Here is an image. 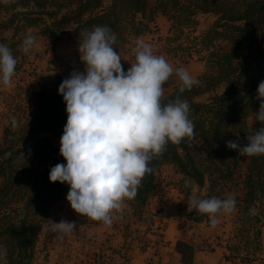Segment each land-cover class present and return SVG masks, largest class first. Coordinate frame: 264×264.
Wrapping results in <instances>:
<instances>
[{"label":"trees","instance_id":"1","mask_svg":"<svg viewBox=\"0 0 264 264\" xmlns=\"http://www.w3.org/2000/svg\"><path fill=\"white\" fill-rule=\"evenodd\" d=\"M0 13L5 15L1 16L0 43L11 49L17 63L24 55L21 46L25 36L20 31L23 24L44 23L43 31L52 45L62 35L74 37L77 43L94 27L107 26L116 36L113 47L118 48L131 38L151 32L157 15L169 21L165 43H175L174 50L204 52L205 69L197 77L200 83L183 93L178 83L162 98L163 104L178 96L187 100L194 135L179 144L169 142L152 159V171L144 176L129 203L134 212L143 211L148 199L157 194V172L164 164L172 165L181 183L190 180L204 186L208 180L207 196L223 179L233 180L237 174L243 186L242 210L248 215V224L239 237L242 249L253 245L261 251L263 222L253 209L257 208L255 201L264 197V155L240 156L226 146V141L236 139L234 133L239 132L240 143L246 144L247 120L259 109L255 97L259 82L264 80V0H0ZM199 13H212L216 20L201 34H192ZM10 30L13 32L8 37ZM129 67L123 65L125 71ZM67 77L58 72L36 75L37 86L29 91L31 108L12 112L3 126L0 264H31L39 223L47 220L64 196L65 183L51 182L48 177L52 166L66 163L59 153L67 121L66 103L57 89ZM218 87L222 90L206 100H197ZM243 161L245 165L239 170ZM175 249L184 264H193L192 245L177 240ZM227 249L231 254H225V260L240 257L237 246L228 244Z\"/></svg>","mask_w":264,"mask_h":264},{"label":"clouds","instance_id":"2","mask_svg":"<svg viewBox=\"0 0 264 264\" xmlns=\"http://www.w3.org/2000/svg\"><path fill=\"white\" fill-rule=\"evenodd\" d=\"M115 42L110 28L96 26L78 43L84 71L73 70L57 89L66 103L67 121L59 141L66 163L52 166L48 177L69 185L66 200L76 214L109 226L112 213L122 210L125 199L137 195L142 179L152 171V159L169 142L179 144L194 135L187 100L178 96L162 103L165 83L174 72L181 82L180 93L200 83L186 68L174 69L164 56L154 54L143 39L135 41V63L125 71ZM35 43L36 37L27 35L21 50L28 53ZM16 64L11 49L0 43V83L4 86H11ZM256 93L259 109L252 112L244 131L246 144L240 143L239 132L234 133L236 139L226 141L240 156L264 155V80ZM255 121L260 128H253ZM190 183L185 181V186ZM235 205L231 194L220 199L193 193L187 211L208 214L215 226L217 214L231 213ZM53 224V230L63 234L76 227V221L65 219Z\"/></svg>","mask_w":264,"mask_h":264},{"label":"rangeland","instance_id":"3","mask_svg":"<svg viewBox=\"0 0 264 264\" xmlns=\"http://www.w3.org/2000/svg\"><path fill=\"white\" fill-rule=\"evenodd\" d=\"M1 16H5L4 13H0V26L3 25ZM196 19L192 34H201L212 25L216 16L212 13H199ZM154 24L155 28L151 32L131 38L123 46L115 49L122 58L121 64L131 66L130 64L135 63L132 49L137 39H143L152 46L154 54L164 56L174 69L184 67L197 78L205 69L202 62L204 52L197 53L193 49L184 48L174 50L175 43H165V36L169 33V21L164 16L157 15ZM43 26L44 23L40 22L33 25L23 24L20 28L25 37L29 34L34 35L36 43L28 53H23V58L18 61L20 67L15 68L11 86L0 83V136L12 112L16 113L21 108H31V102L28 100L29 91L37 86L34 81L36 75L58 72L69 76L73 70L84 71L85 66L78 51L80 41L75 43L74 37L62 35L59 41L52 45L48 34L43 31ZM0 30L3 31L2 27ZM11 32L13 31L10 30L7 34L8 37L12 35ZM182 39L184 40L183 37ZM185 45L183 42V46ZM186 58L187 62H184ZM178 83L181 82L174 72L164 85V96ZM221 90L222 87H218L217 90L207 92L197 100H206L211 94ZM251 117L252 113L247 125ZM260 127V123L255 121L253 128ZM245 162L241 163L239 170H242ZM157 176V194L151 196L143 211L134 212L133 207L131 212L128 211L127 200H124L122 210L113 212V222L110 226L102 221H94L87 216L76 214L66 200L69 185L65 183L64 198L53 208L47 220L39 223L35 254L31 264H182L179 255L174 253L172 246L171 248L168 246L170 244V241L166 240L168 236L173 238L174 242L182 240L195 243L201 255L216 249L217 252H221V248L228 244L237 246L239 258L233 257L231 260L221 258L217 264H264V197L255 201L257 208L253 209V214H258L263 222L261 251H256L253 245L248 249H242L243 245L239 238L244 232L245 224H248V215L242 210L241 177L236 174L233 180L223 179L222 184L215 185L211 194L207 196L210 190L208 180L204 186L190 183L186 187L180 182V175L175 173L170 164L161 166ZM193 193L201 198L220 199H225L231 194L236 200L235 209L231 213H218L217 223L213 226L208 214L197 213L195 210L187 211V202ZM61 219L76 221L75 229L67 234L54 231L53 222ZM226 254L231 252L227 250Z\"/></svg>","mask_w":264,"mask_h":264},{"label":"crops","instance_id":"4","mask_svg":"<svg viewBox=\"0 0 264 264\" xmlns=\"http://www.w3.org/2000/svg\"><path fill=\"white\" fill-rule=\"evenodd\" d=\"M140 36V35H139ZM138 37V36H137ZM178 176H179V174H178ZM64 195H65V193H64ZM154 197V196H153ZM63 198H64V196H63ZM62 198V199H63ZM151 198L152 197H150L149 198V200L148 201H150L151 200ZM62 199L58 202V204L62 201ZM125 200H127V204H128V211H130L131 212V209H132V206H131V204L129 203L130 202V200H128V199H125ZM169 202V201H168ZM148 203V202H147ZM57 204V205H58ZM133 210V209H132ZM129 212V213H130ZM112 215H113V213H112ZM262 236H263V231H261V236H260V239H261V241H262ZM166 240L167 241H170V244L168 245L170 248H171V246H172V250H174L175 252L174 253H176L177 255H179V261L180 262H182L181 261V256H180V254L176 251V249H175V242L173 241V238H171L170 236H168L167 238H166ZM188 244H190V245H192V247H193V256H192V261H193V264H197V262H201V263H205V264H217V263H220V259L221 258H224V256H225V254H226V251L228 250L227 249V246H224V247H222L221 248V252H217V250L218 249H216V251L215 250H213V251H210V252H205L206 253V255L205 254H202L201 255V252L200 251H198V248L196 247V244L195 243H193V242H187ZM216 248V247H215ZM200 252V256L198 257V253ZM182 264H184L183 262H182Z\"/></svg>","mask_w":264,"mask_h":264}]
</instances>
